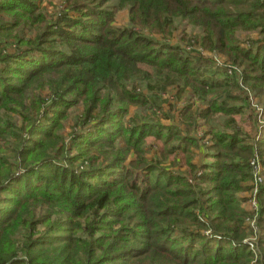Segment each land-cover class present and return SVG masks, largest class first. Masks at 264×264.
Here are the masks:
<instances>
[{
  "label": "trees",
  "instance_id": "obj_1",
  "mask_svg": "<svg viewBox=\"0 0 264 264\" xmlns=\"http://www.w3.org/2000/svg\"><path fill=\"white\" fill-rule=\"evenodd\" d=\"M62 1L42 20L36 0H0V39L16 43L0 40V264H264V181L256 217L243 205L254 149L264 165V119L254 133L237 124L245 97L225 65L141 30L164 39L186 20L199 30L193 46L242 66L257 98L264 0ZM114 7L128 9L130 26L112 24ZM19 15L39 22L33 38L17 34ZM178 81L206 101L209 162H191V131L156 118L161 91ZM76 106L67 140L59 131ZM132 106L146 115L125 121ZM150 137L162 159L142 155ZM131 152L140 158L126 166ZM179 153L194 182L172 169ZM83 157L82 170L66 164Z\"/></svg>",
  "mask_w": 264,
  "mask_h": 264
},
{
  "label": "rangeland",
  "instance_id": "obj_2",
  "mask_svg": "<svg viewBox=\"0 0 264 264\" xmlns=\"http://www.w3.org/2000/svg\"><path fill=\"white\" fill-rule=\"evenodd\" d=\"M36 4L38 5V8L40 9V13L43 15L42 20H50L55 19V14H59V11L63 9L64 3L62 0H36ZM45 17V18H44ZM18 18H22L21 22H27L26 27L22 29V32H17L19 36H27L29 38H33L37 34V30L39 29L38 25L39 22L33 23L31 22L29 17H22L18 16ZM25 18H28L26 20ZM112 24L118 28H124L130 26L129 24V11L127 8H120L116 9L114 7V15H113V21ZM44 24H40L42 27ZM148 27H144L141 29L144 31V33L148 36H151L155 38L158 41H166L170 42V44L173 45H180L184 46L187 50L203 54L206 58L210 57L212 60V64H215L217 67H223L221 65H225L228 70L227 74L232 77H236V79L239 82V92L243 97H245V104L244 103H236L241 104L242 106V112L237 114L235 116L236 122L238 125H240L244 130L250 133H254V130L251 128L255 122H257L259 125L262 123L264 119V94L262 96H259L257 98L254 97L253 92H251L250 87H248L246 84H243L240 80V75L242 71V66L234 65L232 62H229L225 55L222 53H219L217 51H214V53H210L207 51H204V49H200L201 47L193 46V40L194 37L199 33V30L194 29L193 26L188 24L186 20L183 21H176V29L172 32L170 36H166L164 39H162L159 35H154L147 29ZM246 35V34H245ZM254 33H250L249 37L244 38L246 39L245 42L242 43V46L247 47L249 42L253 39ZM248 39V40H247ZM4 42H11L12 44L7 47V50H12L15 48V40L12 39H0ZM2 46V45H0ZM225 68V67H223ZM214 93L209 94V98H213ZM201 96H197L194 93H192L191 88L185 87L183 82L178 81L173 86L164 87L163 90L160 93V104H161V110L157 112L156 118L159 122H162L166 125L174 124L176 127H179L182 131L186 133V131L189 133L191 131L192 136L196 137L198 139L199 146L198 147H192L191 150L193 152V156L191 157V162L199 165L203 162H209L211 159L206 158L205 154L208 151L206 148V145L208 143V136L207 133L208 126L210 124H207L204 118L199 117L198 111L200 108H203L206 106V101ZM219 102V101H217ZM231 102V101H229ZM189 104L190 108H188L187 105ZM81 107L76 106L73 107L72 113L70 118L67 121H64L62 124V128L60 129V133L68 140V135L70 132V125L73 124V118L76 114L80 113ZM146 111L142 108H138L137 106H132L130 108L129 113L125 116L124 120H128L129 118L133 119V116H145ZM163 114H169L173 116V119H163L161 116ZM242 115V117H241ZM225 116L223 115H216L214 121L212 124L216 125L217 128H220L221 124L224 122ZM255 119V120H254ZM135 121V119H133ZM136 122V121H135ZM138 123V122H137ZM19 124H21V121H19ZM258 131V129H257ZM143 148L146 150L142 155L146 157L147 159H155L160 158L162 159V156L160 155V149L163 148L161 145V142L157 141L155 138L150 137L147 138L143 143ZM255 152V149L253 150V154ZM72 155V154H69ZM140 157L136 154L131 152L128 156V160L125 162L126 166H129V160L133 159H139ZM178 161H176L175 166H172V169H174L177 172H181L185 176L189 177V179L194 182L192 179L193 174L190 173L189 166L187 167V164L185 163V160L183 159L182 155L179 153L176 155ZM252 158V157H251ZM173 157L170 156L169 158L166 157L164 161L160 162L162 167L168 168L170 165V162L172 161ZM66 164L72 166L75 170H82L85 167H87L88 160L83 157V159H79L76 162H66ZM264 166V165H263ZM134 168V167H132ZM171 168V167H170ZM135 169V168H134ZM76 170V171H77ZM138 173L140 169H135ZM200 173L201 171H197ZM196 172V173H197ZM246 196V195H245ZM245 204V203H244ZM243 204V205H244ZM245 207V205H244ZM249 222V221H248ZM257 225V223H256ZM258 227V225H257ZM249 239L255 240L254 236L249 235ZM255 249V247H254Z\"/></svg>",
  "mask_w": 264,
  "mask_h": 264
},
{
  "label": "built area",
  "instance_id": "obj_3",
  "mask_svg": "<svg viewBox=\"0 0 264 264\" xmlns=\"http://www.w3.org/2000/svg\"><path fill=\"white\" fill-rule=\"evenodd\" d=\"M250 166H251V174H252V179L250 182L251 188L250 190L246 193V198L247 200L244 202L245 208L249 210L254 217H256L257 211H258V201H257V194L259 191V188L261 184H263L264 181V166L261 163V160L256 154L254 153L253 157L250 159ZM249 224L256 233L257 231V225L255 218L249 220ZM250 240V246L251 249L254 250V238L249 239Z\"/></svg>",
  "mask_w": 264,
  "mask_h": 264
}]
</instances>
